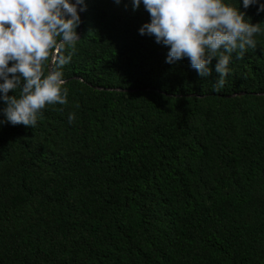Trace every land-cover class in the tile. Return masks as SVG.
Returning a JSON list of instances; mask_svg holds the SVG:
<instances>
[{
    "label": "trees",
    "instance_id": "1",
    "mask_svg": "<svg viewBox=\"0 0 264 264\" xmlns=\"http://www.w3.org/2000/svg\"><path fill=\"white\" fill-rule=\"evenodd\" d=\"M224 2L262 31L216 92L142 3L84 0L67 103L0 124V264H264V11Z\"/></svg>",
    "mask_w": 264,
    "mask_h": 264
},
{
    "label": "clouds",
    "instance_id": "2",
    "mask_svg": "<svg viewBox=\"0 0 264 264\" xmlns=\"http://www.w3.org/2000/svg\"><path fill=\"white\" fill-rule=\"evenodd\" d=\"M131 3L133 10L142 3L148 12L150 22L140 27L139 34L154 36L168 47L167 63L187 58L200 77L208 78L209 65L216 60V92L225 84L232 54L239 60L248 49L254 50V37L262 31L260 23H250L244 12L224 0ZM242 3L245 9L258 4L257 12L264 11L259 0ZM83 11L84 0H0V100L5 105L0 124L34 128L46 105L67 103L62 69L75 52ZM10 91L14 94L8 95ZM74 120L75 115L69 114V123Z\"/></svg>",
    "mask_w": 264,
    "mask_h": 264
},
{
    "label": "water",
    "instance_id": "3",
    "mask_svg": "<svg viewBox=\"0 0 264 264\" xmlns=\"http://www.w3.org/2000/svg\"><path fill=\"white\" fill-rule=\"evenodd\" d=\"M97 87L98 88L103 87V88H107V89H116V90H133L132 88H129V87H125L124 88V87H120V86H112V87L97 86ZM241 92H243V91H239V92H236V93H241ZM258 93H260V92H258ZM232 94H235V92H233ZM232 94H230V95H232Z\"/></svg>",
    "mask_w": 264,
    "mask_h": 264
}]
</instances>
